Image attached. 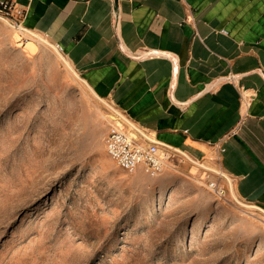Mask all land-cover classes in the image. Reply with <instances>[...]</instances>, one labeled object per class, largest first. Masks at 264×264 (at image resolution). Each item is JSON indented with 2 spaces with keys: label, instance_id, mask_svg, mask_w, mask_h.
Returning a JSON list of instances; mask_svg holds the SVG:
<instances>
[{
  "label": "rangeland",
  "instance_id": "1",
  "mask_svg": "<svg viewBox=\"0 0 264 264\" xmlns=\"http://www.w3.org/2000/svg\"><path fill=\"white\" fill-rule=\"evenodd\" d=\"M10 23L0 17V264H264L263 209L200 176L125 171L106 149L114 107L53 45L28 54Z\"/></svg>",
  "mask_w": 264,
  "mask_h": 264
},
{
  "label": "crops",
  "instance_id": "2",
  "mask_svg": "<svg viewBox=\"0 0 264 264\" xmlns=\"http://www.w3.org/2000/svg\"><path fill=\"white\" fill-rule=\"evenodd\" d=\"M13 1L167 170L264 210V0Z\"/></svg>",
  "mask_w": 264,
  "mask_h": 264
},
{
  "label": "built area",
  "instance_id": "3",
  "mask_svg": "<svg viewBox=\"0 0 264 264\" xmlns=\"http://www.w3.org/2000/svg\"><path fill=\"white\" fill-rule=\"evenodd\" d=\"M0 17L11 21V26L27 33L30 37L35 35L23 27L22 20L25 11L17 9L13 0H0ZM28 41V38H24ZM54 48L63 54L60 44H53ZM112 118L106 138V149L111 158L128 173H135L142 169L145 172L158 176L167 168V162L163 156L158 142L143 143L137 136L128 132L123 127L121 120ZM208 188L219 198H225L227 189L217 180L209 179Z\"/></svg>",
  "mask_w": 264,
  "mask_h": 264
},
{
  "label": "bare ground",
  "instance_id": "4",
  "mask_svg": "<svg viewBox=\"0 0 264 264\" xmlns=\"http://www.w3.org/2000/svg\"><path fill=\"white\" fill-rule=\"evenodd\" d=\"M40 37V36H39ZM38 41H39V43L41 44V45H44V46H47L48 44H50V45H53L51 42H49L47 39H45V38H41L40 37V39H38ZM245 205V204H244ZM251 207H253V206H251ZM256 207V206H255ZM260 209V208H259Z\"/></svg>",
  "mask_w": 264,
  "mask_h": 264
}]
</instances>
